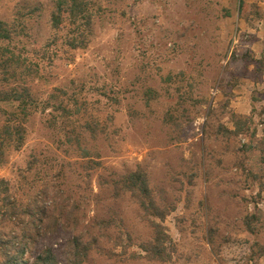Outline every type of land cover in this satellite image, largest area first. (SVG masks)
<instances>
[{"label": "rangeland", "instance_id": "374dc122", "mask_svg": "<svg viewBox=\"0 0 264 264\" xmlns=\"http://www.w3.org/2000/svg\"><path fill=\"white\" fill-rule=\"evenodd\" d=\"M89 1L87 45L70 50L51 29L53 0H0L36 102L15 117L22 146L1 155L0 233L34 235L28 264L47 247L67 264L75 236L83 264H264V0ZM135 170L146 211L113 188ZM9 203L70 215L72 234L34 242L39 222L21 224Z\"/></svg>", "mask_w": 264, "mask_h": 264}, {"label": "trees", "instance_id": "16d2710c", "mask_svg": "<svg viewBox=\"0 0 264 264\" xmlns=\"http://www.w3.org/2000/svg\"><path fill=\"white\" fill-rule=\"evenodd\" d=\"M89 0H53L54 10L51 13V29L55 34L63 33V46L70 49L85 48L87 45L86 38L91 34L92 14L90 9ZM66 17L68 25H62L63 17ZM16 20L9 24L0 21V42L4 45L0 46V109L2 107L8 108V112L3 111L0 115L3 117L0 125V162L3 149L12 148L19 150L24 141L25 129L20 124L17 126L15 118L18 114L22 115V122L27 119L29 111L36 108V102L32 99L29 87L27 83L21 86L19 81L21 79L28 80L34 71L26 64V59L20 54H17L11 48V44L14 39L19 36V26L16 24ZM22 23V20L20 21ZM83 27L87 32L83 31ZM54 98V96H53ZM18 123V122H17ZM21 123V121H20ZM113 188L120 191L121 187L127 192H130L134 197L140 199V207L143 211H146L150 204V190L148 185V179L144 172L141 170H135L129 172L120 178L112 179ZM8 186L5 181L0 180V197L2 202L8 200ZM58 196L60 192H57ZM5 196V198H4ZM40 202V201H39ZM36 201V204L39 203ZM51 207H55L52 203H49ZM66 206V205H65ZM18 209L13 203H9V207L5 208L4 213H8L14 216L15 213L20 215L18 222L29 227L33 225L35 219L39 222V228L36 230V239L41 240L47 238L50 233V238L56 236L64 230L68 235L72 232H68L65 228L68 225V215H59L57 217L48 216V211L44 207L38 214H35L33 207L26 205ZM55 208L58 207V203ZM37 216V217H36ZM157 218H161L162 215H156ZM27 219V223H24V219ZM159 228V226L155 225ZM161 228V227H160ZM28 229H22L21 241L17 237H8L4 233H0V264H28L24 256L26 254L27 246L33 242V236L29 235ZM47 236V237H46ZM72 236V235H71ZM73 241L69 243L67 241L66 251L67 264L77 260L78 264H83L87 253L86 248L81 255L79 247L82 246L80 239L75 236ZM166 240L165 234L161 233L153 240L154 249L157 254L161 256L163 254V244ZM71 244V245H70ZM83 251V250H82ZM148 250L145 249V252ZM84 258V259H83ZM56 255L54 250L47 247L35 259V264H55Z\"/></svg>", "mask_w": 264, "mask_h": 264}]
</instances>
